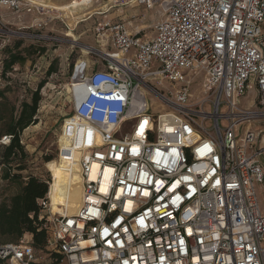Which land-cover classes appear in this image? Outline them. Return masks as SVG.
I'll return each mask as SVG.
<instances>
[{"label": "built area", "instance_id": "obj_1", "mask_svg": "<svg viewBox=\"0 0 264 264\" xmlns=\"http://www.w3.org/2000/svg\"><path fill=\"white\" fill-rule=\"evenodd\" d=\"M47 1L0 0V50L56 41ZM133 3L160 10L154 37L106 19L73 68L58 159L81 200L39 201L49 263L264 264V0ZM0 262L44 264L23 239Z\"/></svg>", "mask_w": 264, "mask_h": 264}, {"label": "rangeland", "instance_id": "obj_2", "mask_svg": "<svg viewBox=\"0 0 264 264\" xmlns=\"http://www.w3.org/2000/svg\"><path fill=\"white\" fill-rule=\"evenodd\" d=\"M131 1L119 0L116 5L109 0H48V5L57 10L61 16L54 27L56 41L32 44L27 40L14 39L9 46L0 50V93L8 103L16 107L17 111L20 110L23 102H30L39 85L42 82L45 83L39 89L41 101L37 111L38 124L33 130L21 135L23 156L4 168L2 165L4 150L0 146V203L9 201L18 194L22 183L31 177L46 181L50 186L57 183L72 184L77 180L75 174L65 172L58 165V142L62 124L74 107L69 86L73 68L79 60L93 62L99 59L100 54L84 55L82 47L100 49L101 37L97 33V28L106 19H113V21L123 19L130 22L131 32L141 30L144 39L154 37L153 28L160 19V10L136 6L133 2L128 4ZM99 13L103 15L100 16ZM70 14L73 18L68 16ZM17 42L22 43L18 50L14 49ZM30 47L44 49V51L35 52L36 50ZM8 49L21 53L27 61L23 65H18L17 72L9 71L10 74L6 75L4 62L8 57ZM50 67H54L56 72L48 76ZM254 97L255 94L250 93L243 100V105L249 106ZM150 103L155 107L154 114H160L163 111L155 98L150 97ZM261 162L264 164V157L261 158ZM7 169L10 170L11 176L19 175L21 179L19 181L4 179ZM20 169L22 170L19 171ZM259 197L264 210V187L260 188ZM62 210L61 206H57L52 211L57 213ZM71 212L73 213V211H67V213ZM22 239L32 243L30 235H25ZM36 254L44 264H50L45 250L36 251Z\"/></svg>", "mask_w": 264, "mask_h": 264}, {"label": "trees", "instance_id": "obj_3", "mask_svg": "<svg viewBox=\"0 0 264 264\" xmlns=\"http://www.w3.org/2000/svg\"><path fill=\"white\" fill-rule=\"evenodd\" d=\"M22 43L17 42L14 49L18 50ZM32 50L35 47H30ZM35 52L44 51L35 49ZM29 52V50H27ZM27 61L21 53L8 49V57L4 62V73H8L15 65H23ZM56 72L54 67L48 70V76ZM42 82L37 91L32 95L30 102H23L17 111L0 93V141L4 137H10V143L0 144L3 147L2 165L6 168L11 162L23 156L21 135L31 126L38 124L37 111L41 101L39 89L44 86ZM50 160H48L49 162ZM20 169L19 171H21ZM7 169L4 175L6 180L19 181V175L10 174ZM49 192V184L31 177L22 183L21 191L14 195L9 201L0 203V243H16L10 241H21L25 235H30L32 246L35 251L44 250L47 244V231L44 222L40 221L41 207L39 201L46 198ZM0 264H3L0 262Z\"/></svg>", "mask_w": 264, "mask_h": 264}, {"label": "bare ground", "instance_id": "obj_4", "mask_svg": "<svg viewBox=\"0 0 264 264\" xmlns=\"http://www.w3.org/2000/svg\"><path fill=\"white\" fill-rule=\"evenodd\" d=\"M109 1L110 2L113 1V3L118 5L119 0H109ZM132 2H133V0L131 2H129L128 4H131ZM68 16H71V18H73V15H71V14ZM84 17H85V15H84ZM83 21L84 20H82V22ZM89 50L90 49H88L85 46L82 47V52L84 55H88L90 52ZM64 164H65L64 158L60 162H58V165L60 166V168H62V170H63ZM73 174H75V173H73ZM75 176H76L77 180L72 184H61V183H57V184H53V185L51 184V186H50V199H51V204H52V210L53 209L55 210V208L57 206L58 207L61 206L63 209H66V211H73V213L72 212L68 213L70 215L77 212L79 205H80V200H81V182H80L77 174H75ZM61 212H57V213H61Z\"/></svg>", "mask_w": 264, "mask_h": 264}, {"label": "crops", "instance_id": "obj_5", "mask_svg": "<svg viewBox=\"0 0 264 264\" xmlns=\"http://www.w3.org/2000/svg\"><path fill=\"white\" fill-rule=\"evenodd\" d=\"M33 128H35V126H31V127H29L27 130H25V134L27 133V132H29V131H31V130H33Z\"/></svg>", "mask_w": 264, "mask_h": 264}]
</instances>
